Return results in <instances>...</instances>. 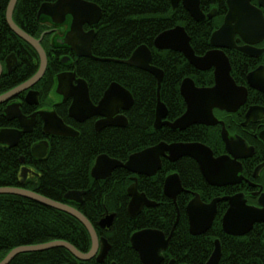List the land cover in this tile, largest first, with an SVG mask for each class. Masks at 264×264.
Instances as JSON below:
<instances>
[{"label":"trees","instance_id":"16d2710c","mask_svg":"<svg viewBox=\"0 0 264 264\" xmlns=\"http://www.w3.org/2000/svg\"><path fill=\"white\" fill-rule=\"evenodd\" d=\"M54 1L56 0H19L13 16L14 21L25 32L38 38L44 30L37 21L40 6ZM90 1L97 3L104 12L93 47L94 55L102 59L127 60L138 47L148 46L153 53L152 65L162 69L165 74L160 93L161 100L173 118L176 119L183 114L185 106L180 95L183 79L191 76L199 86H205L206 79H202L204 75L191 71L182 54L155 49L154 40L161 32L178 24L185 26L189 34L198 28L202 30V25L192 23L191 19L187 20L186 13H178V17L175 16V13L171 12L169 0ZM8 2L9 0H2L0 10V60L4 62L8 55L14 53L19 59V70L15 77L2 78L0 88L7 87L6 90L31 78L39 67L34 49L11 31L7 24L5 14ZM196 31L195 38L193 35L195 47V42L197 45L199 43L203 45L206 37L200 36L198 30ZM84 62L87 68L82 71L81 76L89 83L90 96L94 103L103 97L113 82H117L132 93L134 105L124 113L129 120V126L111 127L96 132L95 119L79 124L68 117L67 110L57 109L64 122L80 132L79 137H49L44 134L42 121L39 119L36 130L25 135L17 147L9 148L0 144V188H24L78 209L92 223L98 235L106 238L112 245L103 264L112 262L141 264L137 252L132 249L131 235L138 230L154 228L168 236L177 217L174 206L167 199H163V203L157 208H146L136 220H133L127 212L130 200L127 188L132 183L130 179L132 175L124 169H117L109 179L97 181L92 178L91 169L101 154L125 162L132 153L161 141L174 142L186 139L179 132L168 129L157 131L153 128L158 99V84L155 77L137 68L115 62H96L91 59ZM56 67V62L52 63L50 60L44 77L49 82L47 90L51 89L49 85L55 80L57 71L53 69ZM197 76H201L199 83ZM48 92L45 94H49ZM26 108L25 105L24 113ZM3 126L11 125H7L5 117L0 116V127ZM43 140L49 141L50 148L47 157L39 160L32 155L31 149ZM22 157L25 159V165L33 168L41 177L28 179L25 183L20 182ZM181 162L179 169L183 170L181 178L185 187L188 182L191 185L193 181L198 183V177L195 175L197 172L192 167L194 163L191 160ZM164 178L165 172L153 179L141 177L140 192L145 193L151 200L162 202ZM198 187L193 186L201 188ZM74 190L86 191L82 204L65 200V195ZM183 196L182 194L178 199L180 220L177 230L168 251L164 253L167 261L176 259V264H206L212 253L214 241L219 239L223 249L219 264H264V225H256L244 237L228 236L222 230L223 214L219 213L208 233L193 236L189 232V222L183 208L186 199ZM111 213L117 215L112 229L109 231L99 228L98 222L106 214ZM54 241L68 242L83 253L89 252L92 244L86 227L73 216L22 196L0 195V262L17 247ZM11 264L99 263L82 262L67 249L54 248L44 252L21 254Z\"/></svg>","mask_w":264,"mask_h":264},{"label":"water","instance_id":"95a60500","mask_svg":"<svg viewBox=\"0 0 264 264\" xmlns=\"http://www.w3.org/2000/svg\"><path fill=\"white\" fill-rule=\"evenodd\" d=\"M174 8L182 1L184 6L189 10L192 16L197 20H202V12L199 10V4L196 0H171ZM18 0H10L6 17L11 30L25 42L30 44L39 54L41 66L38 73L28 82L24 83L15 90L0 97V103L8 101L13 96L22 91L29 90L36 84L45 74L48 60L46 52L41 46V39H36L21 29L13 19V13ZM2 0H0V10ZM67 14H73L77 19L75 21V31L79 33L82 30L84 23L95 24L102 18L101 8L94 3L85 0H57L54 3H43L38 11V19L42 16L52 17L55 23L63 22ZM226 31V26L220 31L214 33V40H232V37H223ZM94 38L90 39L86 46L74 44L71 42V37H67L68 43L80 57L94 58L96 61L107 62L114 61L134 68L146 71L152 74L158 83V100L156 108L155 128L159 129L162 126H169L174 130H185L193 124H214L213 108L228 106L229 104L237 107L245 102L246 94L242 93L241 89L235 84L230 76V64L223 52L219 50L208 52L205 56L199 57L195 54L191 44L190 36L182 26H177L173 29L160 33L154 46L158 50H171L182 53L185 58L199 71H206L209 68L215 67V86L212 88L197 87L194 80L190 77L185 78L180 86V93L187 104L186 112L174 122H163V119L168 114L166 105L162 102L160 93L164 80V72L154 67L151 64L152 52L146 46L138 47L131 57L127 60H111L93 57L91 53V45ZM221 47V46H218ZM15 56L12 55L7 59L8 65L13 63ZM0 65V76H1ZM75 74L62 73L58 75V86L56 93L64 95V99L72 98V104L69 109L70 117L76 121L83 123L95 116H100L95 123L96 132H101L108 127L126 128L128 126L127 117L121 111H128L134 105V97L130 91L113 82L105 91L103 98L98 105L93 104L90 99L88 84L85 80H78L77 86L73 85ZM39 92L29 91L26 101L30 105H39ZM233 102V103H232ZM5 116L8 120H18L21 129H1L0 144L9 148H15L19 145L22 137L26 134H31L37 122V116H40L43 122V132L49 137H64L77 138L80 133L74 128L67 126L64 121L58 116L55 111L41 110L31 116H26L22 113L19 104H13L5 109ZM227 140L226 136H224ZM240 144V142H237ZM241 145H243L241 143ZM50 144L47 140L36 143L32 149V155L39 160L45 159L48 155ZM232 153L231 156L215 158L213 152L206 146L197 143H159L156 146L147 148L141 152L134 153L129 157L126 163L110 158L108 155L102 154L97 157L92 170L91 176L95 180H106L112 172L118 168H124L129 172L141 176L153 177L162 168L161 157L166 156L170 161L176 162L183 157H190L196 160L199 164L203 175L211 184H217L216 179H222L224 176H230L236 180L231 183H236L240 178L237 177L241 172V164L237 161V156ZM22 168L19 173V180L25 183L28 179L39 178L41 175L33 168L25 165L24 159H21ZM229 177V178H230ZM239 178V179H237ZM134 184L128 189V194L131 201L128 207V214L131 219H136L142 212L144 207H156L157 204L148 199L144 193L138 190L137 178H133ZM230 183V182H227ZM165 194L176 200L177 196L184 191L179 174H172L165 180ZM1 194L18 195L35 201L43 206L63 211L77 220H79L88 230L92 248L88 253L79 251L74 245L63 242L54 241L42 245L26 246L14 249L7 259L0 264H8L14 257L21 253L41 252L54 248H65L78 260L88 261L92 259L98 252L99 244L102 245L101 252L97 257V262L103 263L108 255L111 245L106 238H99L94 226L88 218L79 210L65 203L54 201L44 197L36 192L29 191L24 188H0ZM85 192L69 191L65 195V200L73 201L77 204H82ZM231 207L223 218V228L226 234L233 237H244L251 232L256 223H264V208L258 209L246 205L242 200L241 195H237L229 199ZM204 204L199 195L187 206L186 212L189 219V230L191 235L200 236L206 234L212 227L216 216V203ZM264 204V203H262ZM116 214H106L99 222L102 228H110ZM172 235L168 237L160 230L145 229L135 232L130 241L132 248L138 253L142 264H162L164 261L163 253L169 248ZM215 249L206 264H219L222 257V246L219 240L214 242ZM117 264V263H112ZM171 264H174L172 262Z\"/></svg>","mask_w":264,"mask_h":264},{"label":"flooded vegetation","instance_id":"af4514ba","mask_svg":"<svg viewBox=\"0 0 264 264\" xmlns=\"http://www.w3.org/2000/svg\"><path fill=\"white\" fill-rule=\"evenodd\" d=\"M85 1L97 4L90 0H85ZM196 1L199 4V10L202 12L201 21H197L192 16L189 10L184 6L182 1L174 8L172 1L169 0L170 5H171V12L172 13L174 12L175 16L178 17V13H186L187 18H188L187 20L191 19L192 21L191 20L190 21L192 23L197 24V25L199 24L202 25V30H199L198 28V29H195V32L193 31L191 34H189L185 26L181 24H178L176 26H182L185 28L186 32L190 36V44L197 56L203 57L208 52L215 51V50H219L224 53V55L226 56L230 64V76L233 78L235 84L241 89L242 93L244 94L245 92L246 94L245 102L239 104L238 107H237V104H238L237 101L235 102V105L229 104L228 106H223V108L214 107L212 111L213 116H214V122H213L214 124H210V125L193 124L185 130H179V129L174 130L166 125L162 126L159 129H156L155 128L156 118H155L154 123H153V128L157 131L168 129L174 132H179L182 134V137L186 139L184 141H174V142L161 141L159 143L165 142L167 144H173V143L202 144L208 147L213 152V156L215 158H221L224 156L232 157L233 155L231 152H233L238 157L237 161L241 164V172H239L237 175V177H239L240 179L237 178L239 180L236 183H231V181L236 180V176L234 178H231L230 176H224L222 177V179L220 178V179L215 180L217 184H211L206 179V177L203 175L200 169V166L196 162V160L190 157H183L176 162H172L166 156H162L161 157L162 168L153 177L133 174L124 168H118V169H124L132 175L130 178L132 183L129 185V187L134 184L133 178H137L138 190H139V179L141 177H145L146 179H153L160 173L163 174L165 172V178L163 179V182H162V202L158 203L157 201H154L148 198L149 200L155 202L157 206L156 207H144L143 210L146 208H157L161 203H163V199H167L169 202H171V204L174 206L176 210L177 217H176L175 223L177 224L179 223V220H180V209H179L178 199L182 194L184 195L183 198L186 199L185 200L186 204L184 203L185 206L183 207L186 213V216H187V212H186L187 206L195 198L196 195H199L201 201L207 205L218 200V202L216 203L217 211H216L215 219L219 213L223 214L222 219H221V225H222V230L225 233L224 228H223V218H224V215L228 212V210L231 207V201L229 200L230 198H233L237 195H241L242 200L246 202L247 206L258 208V209L264 208V204H262L264 203V0H196ZM9 2H8V5H9ZM54 2H47V3H54ZM8 5H7V8H8ZM7 8H6V12H7ZM101 10H102L101 20L95 24L84 23L82 26V30L79 33L75 31V21L77 19L74 17L73 14H67L63 22L61 23H55L53 18L49 16H42L39 19L37 16V21L40 23L41 27H44V30L42 31V33L40 34L38 38L34 36L33 37L36 39L42 38L41 45L46 52V56L48 60V66L43 76L47 74L48 67H49V61L51 60L52 63L56 62L57 64V67L53 69L54 71H57L55 75V80L52 81L51 85H49L51 89L49 88L47 90L49 82L47 79L43 80L44 78L43 77L39 80V82H37L29 90H26L25 92L20 93V95L18 96H14L13 100H11L9 103H4L3 105H0V116H4L6 119L7 125H11V126L0 127V130L5 129V128L6 129H21V125L19 124L18 120L10 121L5 116V109L7 108V106L11 104H19L22 113L26 116H31L34 113L39 112L41 110L55 111L57 113V109H63V110H67L68 117L74 120L76 123L84 124L88 121L87 120L83 123H80L76 121L75 119H73L72 117H70L69 109H70L73 99L68 98L67 100H65L64 95H58L56 93V89L58 86L57 79H58L59 74L71 73V74H75V79L73 80L74 86H77L78 80H85L89 87L88 81L81 76L82 71L87 68L86 67L87 64L84 62V60L86 59H91L94 61L96 60L94 58L80 57L78 53L68 43H66L67 41L66 39L69 35V37H71V42H73L74 44L86 46L94 35V38L92 42L90 43L91 53L93 57L97 58L94 55L93 47H94L95 40L97 38L99 25L101 24L103 16H104L103 9L101 8ZM6 20H7V17H6ZM224 26H226V31L222 36L232 37V40L231 41L230 40L225 41L223 39L214 40L215 45L212 44L211 40H212L214 33L223 29ZM196 30H198V33H200V36H203V37L206 36V37H205V41L203 45H201L200 43L197 45V42H195L196 44V47H195L193 45V35L195 38V35L197 33ZM218 46H221V47H218ZM34 51L36 52L38 56V61H39L38 70H39L41 66V59H40L38 52L35 49ZM158 51H171V50H158ZM176 53H179V52H176ZM13 55L15 54L13 53ZM183 57L185 58L184 55ZM152 58H153V53H152ZM18 62L19 61L15 59L13 60V63H11V65L10 64L8 65V62L6 59L2 64L3 66L2 77L4 76L15 77L17 75V71L19 70ZM96 62H101V61H96ZM107 62H114V61H107ZM115 63L122 64L119 62H115ZM187 63L190 65L191 71L193 70L195 72L200 73V75H204L202 79H206L207 81L205 80L204 82L205 86H201V85L199 86L196 84V81L193 77L187 76L186 78L188 77L192 78L197 87L212 88L215 86V83H216L215 81L216 68L215 67L209 68L206 71H199L193 65H191L188 60H187ZM164 77H165V74H164ZM200 77L201 76H197V83H199V81L201 82ZM31 90L39 92L40 94L39 95V105H30L26 101V97L29 91ZM2 91L4 90L0 88V95L6 92V91L4 92ZM45 92H48L49 94L46 95ZM89 92H90V87H89ZM55 98L56 100L54 101ZM90 99H91V96H90ZM101 99L97 103H94L92 99L91 101L93 102V104L98 105ZM182 99H183L184 106H185V110L183 112L184 114L187 110V104L183 97ZM49 101L50 102L52 101V103H50ZM49 104H51V106ZM25 105L27 106L26 113H24L23 111L25 109ZM156 108H157V105H156ZM128 111H121V113L124 114L125 112H128ZM183 114H181L179 117L175 119L173 118V116L169 115V109H168V114L163 119V122H174L178 118H180ZM39 119H41L40 116H37V122L34 127V131L38 127ZM91 119H95L94 121V129H95V123L99 119H102V117L95 116ZM128 126H129V120H128ZM108 128H111V127H108ZM114 128H117V127H114ZM42 129H43V122H42ZM74 129L77 130L76 128ZM224 136H226L227 140L225 139ZM237 142H240V144H238ZM159 143L146 147L142 149L141 151L147 148L156 146ZM241 143L243 145H241ZM141 151H138V152H141ZM138 152H135V153H138ZM129 157L125 162L120 161V160L118 161L122 163H126L129 160ZM186 159H189L194 163L192 164V167H193V170L197 172L195 173V175L198 177V183L196 181H193L192 182L193 184L191 185L188 182V185H186L187 187H185L182 181V178H181V173L183 170L181 168L179 169L181 161H189ZM176 173L179 174L180 176L184 191L177 196L176 200H173L165 194L164 185H165L166 178ZM97 181H103V180H97ZM227 182H230V183H227ZM196 185H198L202 189L199 187H198L199 189L193 188V186H196ZM189 186H192V187H189ZM129 187L127 188V194H128ZM74 191H77V190H74ZM83 192H85L86 194V191H83ZM129 198H130L129 200V203H130L131 197L129 196ZM129 203H128V207H129ZM128 207H127V212H128ZM111 214H115V213H111ZM116 218H117V215H116ZM215 219H214V222H215ZM188 222H189V219H188ZM214 222H213V225H214ZM260 224L264 225V223H256L254 227ZM113 225L110 228H102L99 225L97 226L101 229L110 231ZM228 236H231V235H228ZM99 238H102V237L99 236ZM216 240H219V239H216ZM91 248H92V244H91ZM101 249H102V245L99 244L98 252L95 254V256L92 259L88 261H82V260H79V261H82V262L96 261L97 262V257L99 256ZM111 249H112V245H111ZM164 253H163V256H164ZM108 255L106 256L103 263L106 262ZM172 262L176 264V259H170L167 261L166 256H164V261L162 262V264H171ZM103 263H99V264H103ZM112 263H116V262H112Z\"/></svg>","mask_w":264,"mask_h":264},{"label":"bare ground","instance_id":"6f19581e","mask_svg":"<svg viewBox=\"0 0 264 264\" xmlns=\"http://www.w3.org/2000/svg\"><path fill=\"white\" fill-rule=\"evenodd\" d=\"M6 15V14H5ZM13 16H14V13H13ZM37 16H38V14H37ZM15 22V21H14ZM16 23V22H15ZM7 24H8V22H7ZM9 26V25H8ZM177 27V26H176ZM10 28V27H9ZM11 29V28H10ZM22 29V28H21ZM173 29V28H172ZM170 30V29H169ZM12 31V30H11ZM167 31V30H166ZM164 32V31H163ZM27 33V32H26ZM162 33V32H161ZM30 35V34H29ZM20 38V37H19ZM157 38V37H156ZM156 38H155V40H156ZM23 40V39H22ZM155 40H154V42H155ZM24 41V40H23ZM27 43V42H26ZM30 45V44H29ZM42 46V45H41ZM142 46V45H141ZM148 47V46H147ZM149 48V47H148ZM150 49V48H149ZM151 50V49H150ZM13 55V53H11L10 55H8V57L6 58V59H8L9 57H11ZM15 57V59L16 60H18L19 61V59L17 58V56L16 55H14ZM2 64H3V62L0 60V65H1V69H2V72H1V76H0V82L3 80L2 78V74H3V66H2ZM38 71L39 70H37V72L32 76V77H34L37 73H38ZM32 77L31 78H29V79H27L25 82H23V83H21V84H19V85H17V86H15V87H13V88H11V89H9V90H6L7 89V87L6 88H4L3 90H6V92L4 93V94H2V95H0V97L1 96H4V95H6L7 93H9V92H11V91H13V90H15L16 88H18V87H20L21 85H23L24 83H26V82H28L29 80H31L32 79ZM43 77H45V76H42V78ZM44 79V78H43ZM185 79V78H184ZM183 79V80H184ZM39 82V81H38ZM42 82V81H41ZM183 82V81H182ZM182 84V83H181ZM35 85V84H34ZM181 86V85H180ZM26 91V90H25ZM25 91H22V92H25ZM22 92H20V93H22ZM20 93L19 94H17V95H15V96H18V95H20ZM14 97V96H13ZM13 97L11 98V99H9L8 101H5V102H3V103H0V105H3L4 103H9L11 100H13ZM163 102V101H162ZM164 103V102H163ZM165 104V103H164ZM11 105H13V104H11ZM10 106V105H9ZM8 107V106H7ZM155 118H156V111H155ZM21 159H24L23 157L21 158ZM24 161H25V159H24ZM25 163V162H24ZM30 191V190H29ZM53 209V208H52ZM56 210V209H55ZM58 211H60V210H58ZM61 212H63V211H61ZM65 213V212H64ZM67 214V213H66ZM141 214V213H140ZM139 214V215H140ZM69 215V214H68ZM138 215V216H139ZM137 219V218H136ZM136 219H133V220H136ZM177 226H178V224L177 223H174L173 224V226L171 227V230H170V233H169V235H172V238H171V240L173 239V237H174V235H175V233H176V230H177ZM145 229H152V230H158V229H154V228H145ZM145 229H143V230H145ZM253 230V229H252ZM251 230V231H252ZM138 231H140V230H138ZM137 232V231H136ZM189 232H190V230H189ZM134 234V233H133ZM191 234V233H190ZM249 234V233H248ZM131 237H132V235H131ZM63 242H65V241H63ZM46 244V243H45ZM40 245H42V244H40ZM31 246H36V245H31ZM21 247H26V246H21ZM169 247H170V245H169ZM17 248H19V247H17ZM16 249V248H15ZM133 249V248H132ZM169 249V248H168ZM214 249H215V245H213V250H212V253L214 252ZM14 250V249H13ZM13 250H11L3 259H2V261L1 262H3L5 259H7V257L9 256V254L13 251ZM134 250V249H133ZM223 250V249H222ZM135 251V250H134ZM41 252H44V251H41ZM28 253H31V252H28ZM32 253H34V252H32ZM212 253L210 254V256H209V259H210V257L212 256ZM21 254H27V253H21ZM21 254H18L16 257H14L8 264H11V262L15 259V258H17L19 255H21ZM138 254V253H137ZM139 256V255H138ZM140 258V257H139ZM209 259H208V261H209ZM0 262V263H1ZM207 263V262H206Z\"/></svg>","mask_w":264,"mask_h":264},{"label":"rangeland","instance_id":"374dc122","mask_svg":"<svg viewBox=\"0 0 264 264\" xmlns=\"http://www.w3.org/2000/svg\"><path fill=\"white\" fill-rule=\"evenodd\" d=\"M55 100H56V98L54 99V101H55ZM52 101H53V100H52ZM52 101H51V102L49 101V102L52 103ZM49 105L51 106V104H49ZM46 108H48V107H46ZM71 207H72V206H71Z\"/></svg>","mask_w":264,"mask_h":264}]
</instances>
